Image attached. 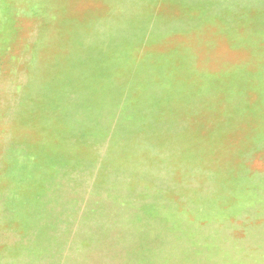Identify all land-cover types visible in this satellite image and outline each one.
<instances>
[{"label": "rangeland", "instance_id": "1", "mask_svg": "<svg viewBox=\"0 0 264 264\" xmlns=\"http://www.w3.org/2000/svg\"><path fill=\"white\" fill-rule=\"evenodd\" d=\"M0 264H264V0H0Z\"/></svg>", "mask_w": 264, "mask_h": 264}]
</instances>
